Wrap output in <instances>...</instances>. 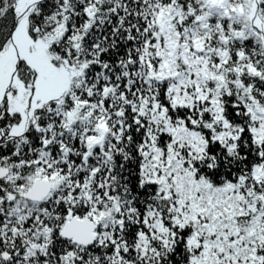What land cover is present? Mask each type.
Here are the masks:
<instances>
[{
    "label": "snow or ice",
    "instance_id": "1",
    "mask_svg": "<svg viewBox=\"0 0 264 264\" xmlns=\"http://www.w3.org/2000/svg\"><path fill=\"white\" fill-rule=\"evenodd\" d=\"M0 264H264V0H0Z\"/></svg>",
    "mask_w": 264,
    "mask_h": 264
}]
</instances>
